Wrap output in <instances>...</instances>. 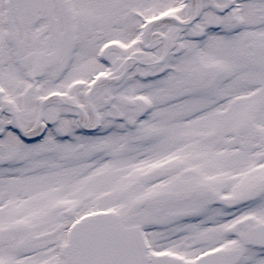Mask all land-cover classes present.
I'll return each mask as SVG.
<instances>
[{"label":"snow or ice","instance_id":"1","mask_svg":"<svg viewBox=\"0 0 264 264\" xmlns=\"http://www.w3.org/2000/svg\"><path fill=\"white\" fill-rule=\"evenodd\" d=\"M0 264H264V0H0Z\"/></svg>","mask_w":264,"mask_h":264}]
</instances>
